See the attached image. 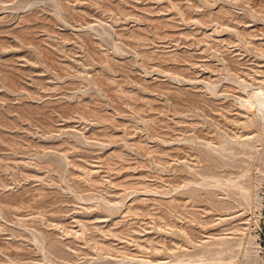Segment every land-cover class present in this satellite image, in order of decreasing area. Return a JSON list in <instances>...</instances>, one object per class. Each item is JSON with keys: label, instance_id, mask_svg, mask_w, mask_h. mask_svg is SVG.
Here are the masks:
<instances>
[{"label": "rangeland", "instance_id": "1", "mask_svg": "<svg viewBox=\"0 0 264 264\" xmlns=\"http://www.w3.org/2000/svg\"><path fill=\"white\" fill-rule=\"evenodd\" d=\"M263 92L264 0H0V264H264Z\"/></svg>", "mask_w": 264, "mask_h": 264}, {"label": "bare ground", "instance_id": "2", "mask_svg": "<svg viewBox=\"0 0 264 264\" xmlns=\"http://www.w3.org/2000/svg\"><path fill=\"white\" fill-rule=\"evenodd\" d=\"M264 93V92H263ZM263 97H264V95H263ZM261 98V97H260ZM262 103H263V101H262Z\"/></svg>", "mask_w": 264, "mask_h": 264}]
</instances>
